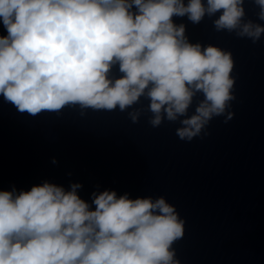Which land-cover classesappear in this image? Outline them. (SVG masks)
I'll return each mask as SVG.
<instances>
[{
	"label": "clouds",
	"instance_id": "1",
	"mask_svg": "<svg viewBox=\"0 0 264 264\" xmlns=\"http://www.w3.org/2000/svg\"><path fill=\"white\" fill-rule=\"evenodd\" d=\"M245 0H0V96L20 113L58 115L137 104L133 123L179 122L184 141L208 135L215 117L232 119L235 77L230 51L192 43L186 25L207 16L216 31L254 44L264 24L245 20ZM257 17L264 21V0ZM118 69L119 75L114 73ZM202 95L189 115L194 98ZM57 163L55 158L52 161ZM72 183L0 190V264H181L173 244L185 221L163 197L130 198L105 190L81 199ZM92 205H95L94 210Z\"/></svg>",
	"mask_w": 264,
	"mask_h": 264
}]
</instances>
